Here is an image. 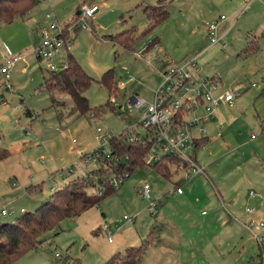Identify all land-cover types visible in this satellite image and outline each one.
<instances>
[{"label": "rangeland", "instance_id": "1", "mask_svg": "<svg viewBox=\"0 0 264 264\" xmlns=\"http://www.w3.org/2000/svg\"><path fill=\"white\" fill-rule=\"evenodd\" d=\"M143 1L158 6V0H55L52 6L38 0L39 29L47 26L44 16L53 12L58 27L49 35L62 29L66 45L71 43L62 57L73 56L92 78L83 96L93 111L100 112L97 117L70 114L68 95L56 94L64 104L56 109L50 96L38 91L49 72L37 58L39 38L33 34L28 52L16 53L24 60L9 69V79L0 72V150L9 153L0 161V210L10 213L0 216V223L15 221L23 215L21 209L34 212L57 187L100 167L95 154L109 151L102 137L124 135L130 118L139 120L142 110H128V99L136 94L151 102L159 88L158 69L153 68L159 62L154 56L170 64L195 57L194 75L221 76L218 92L237 96L238 108L222 114L220 132L206 126L203 136L208 141L196 152L203 174L178 170L166 181L149 168L138 169L98 207L59 222L37 250L13 264H106L126 248L142 245L152 230L160 241L145 249L142 264L260 262L258 243L245 226V210L254 208L255 217L264 223V194L258 192L264 191V118L256 117L253 107L264 90V0H163L168 16L146 34L150 26L142 11L149 5ZM84 4L100 7L89 22L90 33L80 27L76 16ZM212 22L219 24L220 44L211 45L207 37ZM133 27L140 37L132 50L109 39ZM154 39H159L156 48L137 57ZM252 39L258 51L245 58L241 54ZM108 70H114L116 85L126 83L117 89V97L101 83ZM128 111L129 116L123 117ZM145 184L150 189L148 199L140 195ZM175 188L181 194L176 195ZM250 193L257 198L248 203ZM152 204L157 206L156 215Z\"/></svg>", "mask_w": 264, "mask_h": 264}, {"label": "trees", "instance_id": "2", "mask_svg": "<svg viewBox=\"0 0 264 264\" xmlns=\"http://www.w3.org/2000/svg\"><path fill=\"white\" fill-rule=\"evenodd\" d=\"M37 3L38 0H0V23L9 24L15 19L23 18L26 13L35 9ZM161 3L163 0L158 1V6H144L143 16L150 26L145 34L167 18V5ZM136 30V27L124 30L109 39L122 49L132 50L139 43L140 36H136ZM157 44H159V39L151 40L141 48L140 52L147 54ZM257 50L256 40H249L241 56L249 57ZM67 60V69L43 76L38 91L50 96L53 108L64 107V104L57 100L56 94H66L71 100L70 114L87 117L91 113L97 117L100 110L93 111L83 96L92 78L85 73L73 56L68 54ZM101 83L110 93H113L111 95L117 97L119 88L114 82V70L106 71L102 75ZM112 110L115 114L118 113L116 109L112 108ZM61 117L59 114V118ZM127 133L126 130L124 135L111 136L108 141L109 154L105 156L100 153V156L96 157L100 163L98 169L86 177L75 178L64 187L55 190L34 212L23 213L13 222L0 223V264H13L27 253L37 250L44 241L45 234L53 230L62 220L79 217L85 211L98 207L103 199L114 194L119 188L113 186L115 178L126 176L125 180L138 169L150 168L162 179L171 180L173 171H178V160L172 156H164L156 163L147 165L145 157L151 144L145 132L135 131L132 141L128 139ZM8 155L7 150H0V161ZM96 186L99 187L98 191L90 194L89 189ZM159 241L160 239L154 236L152 230L142 245L126 248L124 253L115 254L106 264H142L145 249ZM258 249L259 264H264V241L261 244L258 243Z\"/></svg>", "mask_w": 264, "mask_h": 264}, {"label": "built area", "instance_id": "3", "mask_svg": "<svg viewBox=\"0 0 264 264\" xmlns=\"http://www.w3.org/2000/svg\"><path fill=\"white\" fill-rule=\"evenodd\" d=\"M52 3L54 0H47ZM99 7L92 4H84L80 8L78 17L81 22V28L91 32L89 22L93 21ZM220 20H224L221 17ZM47 25L45 28H40L37 32L39 44L35 50L39 61L46 63V71L49 73L60 72L68 68L67 58L62 57L64 50L69 49L70 42L66 41L62 32L59 30L57 35H49L58 27L56 16L53 12L46 14L43 18ZM264 22V21H263ZM218 23L212 22L207 25V37L211 44H216L219 41L217 37ZM156 47H154L155 49ZM7 55L5 64L1 67V74L8 78L9 69L20 60L19 56L5 48ZM158 51V50H157ZM144 55L137 53V57ZM154 61L159 62L153 68L158 69L160 76L159 88L154 92L151 102H147L140 97L133 95L128 99V110L140 111L139 120L130 118L127 136L130 141L134 138V132L137 129H142L147 139L150 141V147L146 153L145 163L152 165L164 156H172L179 162L178 170H189L191 174H203V170L197 165L194 158L190 155L194 147L193 130L201 133V139L204 133V128L201 126L203 122L213 117L215 110L223 102H231L234 94L230 91H225L216 95L215 91L221 84V77L214 76L203 79L194 75L197 72L195 58L184 59L178 63H168L164 58L157 56L153 57ZM151 64V61H148ZM134 80H129L133 82ZM126 83H118V88H125ZM118 114V113H117ZM125 113V116H129ZM132 114V113H131ZM140 127V128H139ZM25 131V130H23ZM97 132H101L98 129ZM132 135V136H131ZM111 135L102 137V141L108 144ZM97 139H99L97 137ZM101 154L107 156V152ZM100 156L97 152L94 157ZM126 178V176L124 177ZM124 178L113 179V186L119 187L122 185ZM177 194H181L180 188L175 189ZM150 189L147 184L144 185L140 195L148 199ZM250 198H254L255 194L250 193ZM152 214H157V206L152 204ZM247 215V230L252 238L259 244L264 241V223L257 220L255 217L256 210L247 207L245 210ZM10 213L6 209L0 210V216H8ZM124 220H128L126 217ZM107 231V228H105ZM108 241L110 236L108 233Z\"/></svg>", "mask_w": 264, "mask_h": 264}, {"label": "crops", "instance_id": "4", "mask_svg": "<svg viewBox=\"0 0 264 264\" xmlns=\"http://www.w3.org/2000/svg\"><path fill=\"white\" fill-rule=\"evenodd\" d=\"M143 2L148 4L146 1H143ZM52 3H49V4L51 5ZM140 4L138 5V7H140ZM148 5H151V4H148ZM36 8H37V6L35 7V9L33 11H31V13H29L28 17L15 19L13 22H11L9 24L0 23V67L3 66L5 64L6 59L9 58V56L6 53L5 48H8L13 53V55L19 56L20 57L19 61L24 60V57H22L20 55H16V53L21 54L24 50H26L28 52V49L31 48V46H32L31 37L33 36V34H36V36L38 37L37 32L39 30L38 25L40 23V22H38V20L40 19V17H39V15H37V9ZM99 12H100V7H99L98 11L96 12V14H98ZM218 26H219V24H218ZM88 33H90V32H88ZM220 40L221 39L219 38V41L216 44H220ZM216 44H211V45H216ZM255 53L251 56H254ZM193 58H195V57H193ZM246 58H248V57H246ZM25 70H26V68H23L22 72H25ZM1 75L4 76V74H1ZM4 78H5V76H4ZM5 79H9V76H8V78H5ZM221 85H222V77H221V84L219 86H221ZM218 87L215 91L216 95L221 94V92H218ZM133 95H136V94H133ZM136 96H138V95H136ZM236 97L237 96L234 95L233 100L229 103L228 102L221 103L220 106L217 107V109L215 110L213 117L202 123L201 126L204 128L205 132H206V126H208V125H212V126L216 127V129L218 128L219 132L221 131L219 126L221 124L222 114L238 108V101H237ZM2 106L5 107L6 103L2 102ZM253 107H254V110L256 112V117H258L259 119L260 118L263 119L264 118V90L260 94H258V96H256V99L253 103ZM23 130H25V129H23ZM204 133H202V136ZM193 137H194L195 143H194V147L192 149V152H193L192 157L194 158V160L197 163L196 152L199 149H202L205 147L208 139L207 138H204V140L201 139V133H199L197 130H193ZM202 170L204 172V169H202ZM62 187H64V186L60 185V187H57L55 190L60 189ZM50 190H51V192H53V189H50ZM258 192L260 194H264V191H262L261 188L259 189ZM225 194L226 193H224V195ZM176 195H179V194L176 193ZM255 198H257L256 195L254 198H250L248 203H251L253 201V199L255 200ZM20 213L23 214L24 211L21 209ZM255 216H256V214H255ZM27 254H29V253H27Z\"/></svg>", "mask_w": 264, "mask_h": 264}, {"label": "water", "instance_id": "5", "mask_svg": "<svg viewBox=\"0 0 264 264\" xmlns=\"http://www.w3.org/2000/svg\"><path fill=\"white\" fill-rule=\"evenodd\" d=\"M79 14H80V13H79V12H77V13H76V16H79Z\"/></svg>", "mask_w": 264, "mask_h": 264}]
</instances>
